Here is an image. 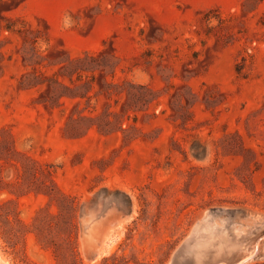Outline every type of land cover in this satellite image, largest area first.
Listing matches in <instances>:
<instances>
[{"label": "rangeland", "instance_id": "1", "mask_svg": "<svg viewBox=\"0 0 264 264\" xmlns=\"http://www.w3.org/2000/svg\"><path fill=\"white\" fill-rule=\"evenodd\" d=\"M86 54L110 85L49 89ZM244 255L264 264V0H0V264Z\"/></svg>", "mask_w": 264, "mask_h": 264}, {"label": "trees", "instance_id": "2", "mask_svg": "<svg viewBox=\"0 0 264 264\" xmlns=\"http://www.w3.org/2000/svg\"><path fill=\"white\" fill-rule=\"evenodd\" d=\"M7 31L12 34H18L24 38L23 42V54L24 61L28 63V60H33V58H37V64L44 65L42 57V51L40 50V38L38 36H30L28 34H24L21 30L16 29L14 25H9L5 27ZM32 34V33H31ZM47 42V41H46ZM25 55H31L30 58H27ZM35 56V57H34ZM102 54H86L84 57L80 58H72L68 57L67 64L62 66V71L52 77L48 78L49 89L53 88L55 91H59V89L55 88V86H61L62 89L69 94L72 98H81L86 100H91V96L89 92L94 88V82L96 80V73H99L102 82H104V86L110 85L107 80L106 72L107 67L100 61ZM28 59V60H27ZM62 61H51L49 62L50 66L61 65ZM67 76L69 78L70 83L74 86V88L67 86L59 81V76ZM36 79V78H35ZM34 79V80H35ZM35 84H43L42 83H31ZM64 95L61 94L60 97Z\"/></svg>", "mask_w": 264, "mask_h": 264}, {"label": "water", "instance_id": "3", "mask_svg": "<svg viewBox=\"0 0 264 264\" xmlns=\"http://www.w3.org/2000/svg\"><path fill=\"white\" fill-rule=\"evenodd\" d=\"M256 255H252V256H241L239 258H237L236 260H234V264L235 263H247L251 260H253L255 258ZM236 261V262H235Z\"/></svg>", "mask_w": 264, "mask_h": 264}, {"label": "bare ground", "instance_id": "4", "mask_svg": "<svg viewBox=\"0 0 264 264\" xmlns=\"http://www.w3.org/2000/svg\"><path fill=\"white\" fill-rule=\"evenodd\" d=\"M250 256H252V255H250Z\"/></svg>", "mask_w": 264, "mask_h": 264}]
</instances>
